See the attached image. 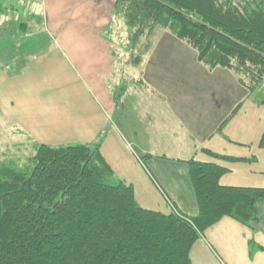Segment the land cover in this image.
Instances as JSON below:
<instances>
[{
    "label": "crops",
    "instance_id": "1",
    "mask_svg": "<svg viewBox=\"0 0 264 264\" xmlns=\"http://www.w3.org/2000/svg\"><path fill=\"white\" fill-rule=\"evenodd\" d=\"M21 1L32 3L29 17L9 20L0 14V29L10 28L0 36V139L14 127L34 144L90 143L107 129L100 146L103 159L117 178L132 186L141 207L163 213L196 211L187 173L190 159L227 169L222 185L264 188V148L259 146L264 103L248 97L231 70L208 69L195 53H185L183 43L167 39L159 49L185 56L187 66L199 75L188 80L197 90H176L170 84L172 73L159 70L154 60L159 50L155 36L147 52L153 59H145L146 54L134 73L145 83L136 96L147 97L149 104L142 110L137 142V136H125L123 127L113 122L117 108L111 88L119 79L102 33L114 0ZM22 22L26 24L20 26ZM33 36L41 37L24 41ZM202 79L215 91H202L208 86ZM220 96L225 98L222 107L214 104ZM159 138L160 148H152ZM206 150L233 159L215 158ZM141 154L149 156L141 159ZM256 206L259 219L253 228L227 216L209 226L190 248L191 264H264V202Z\"/></svg>",
    "mask_w": 264,
    "mask_h": 264
},
{
    "label": "trees",
    "instance_id": "2",
    "mask_svg": "<svg viewBox=\"0 0 264 264\" xmlns=\"http://www.w3.org/2000/svg\"><path fill=\"white\" fill-rule=\"evenodd\" d=\"M163 31L208 69L231 70L248 97L264 103V0H114L102 35L116 60L115 108L128 88L144 87L134 73ZM106 132L90 143H35L22 162L0 159V264H191L192 244L220 218L251 228L258 221L264 188L222 185L227 169L194 159V213L141 207L100 153Z\"/></svg>",
    "mask_w": 264,
    "mask_h": 264
},
{
    "label": "rangeland",
    "instance_id": "3",
    "mask_svg": "<svg viewBox=\"0 0 264 264\" xmlns=\"http://www.w3.org/2000/svg\"><path fill=\"white\" fill-rule=\"evenodd\" d=\"M17 6V7H16ZM9 8H18L19 10H22L24 8L29 9L32 13L34 12L33 10V5L30 2H25V1H21V0H0V9H1V13H4V17L6 19L11 20L13 17H15V15H12L11 13L6 12V9ZM31 15V14H30ZM30 15L27 14L26 17H29ZM23 15L19 16V18H22ZM114 29H117L118 32H120L121 34L123 33V28L122 25H118L116 27H114ZM5 33V36L8 35L10 33V28H5V30L0 29V36L1 33ZM160 34V33H159ZM157 35V41L154 43V48H158L161 47V45L167 41V39L169 40H173V41H179L180 43H183V47H185V53H187L189 56L193 55V53H195V51L188 46L185 42L180 41L178 39H176L174 36H172L169 32L167 31H163L160 35ZM22 37V36H21ZM33 36L32 39L31 38H25V40H27V42H32V41H37L41 36H37L35 37ZM9 40H11L13 43L17 41V38L8 37ZM4 41L6 42L7 39L5 38ZM157 51V55L156 57L154 56V60L157 64H159L158 69L163 71V72H171L172 73V79L173 82L170 83L176 90H180V91H186L188 89H193V90H197L198 87L195 84L192 83H188V80L191 78H198L199 75L198 74H194L191 71V68L189 66H187V58L184 56L182 59L181 58H176L172 55H174V51L173 50H169L164 52L163 50H156ZM1 52V50H0ZM5 56L8 55V57L6 58H10V54L11 51L10 50H3L2 51ZM177 53H179L178 51H176ZM151 52L149 54H147L145 59H153L152 56H150ZM1 56H0V60H1ZM136 73V71H135ZM179 75V77H178ZM182 76L185 77V79L182 81ZM199 79V78H198ZM220 80V79H218ZM201 81H205V79H202ZM195 82V79H194ZM208 86L204 87V89H202V91H213L214 89L211 87V85L206 82ZM168 83L163 82L162 85H166ZM214 84V83H211ZM138 89H135L133 87L128 88L122 95L121 97V104L120 106L116 109L115 115L113 117V122L116 125H120L121 127H123V131H125V136H129V137H135L136 141H139V133L136 131L138 130V127H141L142 124L140 123V117L141 115L144 116V112H142L144 107H149V104L146 102L145 103V97L144 99H140L139 96H136V93L138 92ZM152 91V88L149 87L147 89V92L150 93ZM215 91V90H214ZM154 98V97H153ZM148 100H150V97H148ZM225 103V98L223 96H220L218 98L215 99L214 104L216 106L219 105L220 107H222V105ZM0 129H2V127H0ZM13 132H4L3 136L1 137L2 139H0V143L2 142L3 145L0 144L1 147H5V149L3 148L2 151L0 149V159H8V158H13L15 160H19V162L24 161L28 156L34 154L35 149H34V142L31 138H29V136H27L25 133L15 129L14 127L11 128ZM3 131V130H2ZM157 142L152 143V148H160V143L163 142L162 138L157 139ZM134 148H138V145H135V143H133L132 145ZM0 147V148H1ZM140 156H143L142 154ZM148 165L150 162L145 161ZM180 170H178L179 172Z\"/></svg>",
    "mask_w": 264,
    "mask_h": 264
},
{
    "label": "built area",
    "instance_id": "4",
    "mask_svg": "<svg viewBox=\"0 0 264 264\" xmlns=\"http://www.w3.org/2000/svg\"><path fill=\"white\" fill-rule=\"evenodd\" d=\"M1 10V9H0ZM6 12L11 13L12 15H15V18H19V16H27L30 15V11L27 8H24L22 10H19L18 8H9L6 9Z\"/></svg>",
    "mask_w": 264,
    "mask_h": 264
}]
</instances>
